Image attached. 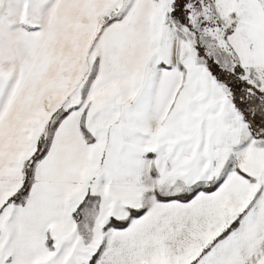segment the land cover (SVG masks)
<instances>
[{"label": "snow or ice", "instance_id": "snow-or-ice-1", "mask_svg": "<svg viewBox=\"0 0 264 264\" xmlns=\"http://www.w3.org/2000/svg\"><path fill=\"white\" fill-rule=\"evenodd\" d=\"M0 264H264V0H0Z\"/></svg>", "mask_w": 264, "mask_h": 264}]
</instances>
